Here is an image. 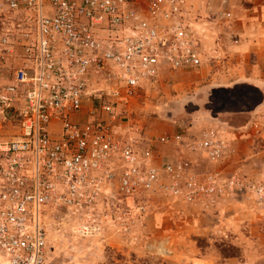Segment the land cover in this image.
<instances>
[{
	"label": "built area",
	"instance_id": "built-area-1",
	"mask_svg": "<svg viewBox=\"0 0 264 264\" xmlns=\"http://www.w3.org/2000/svg\"><path fill=\"white\" fill-rule=\"evenodd\" d=\"M205 16L191 0H0V264H49L58 208L111 203L134 225L161 204L208 211L245 191L238 173L195 169L234 155L215 129L152 142L131 121L165 72L202 66L209 40L239 44L232 12ZM155 145L177 153L160 161Z\"/></svg>",
	"mask_w": 264,
	"mask_h": 264
},
{
	"label": "rangeland",
	"instance_id": "rangeland-1",
	"mask_svg": "<svg viewBox=\"0 0 264 264\" xmlns=\"http://www.w3.org/2000/svg\"><path fill=\"white\" fill-rule=\"evenodd\" d=\"M257 1L191 0L205 18L232 12L239 44L221 36L220 52L206 53L202 66L183 79L167 74L146 90L131 116L140 136L152 142L162 134L184 132L189 139L215 129L235 153L219 164L200 158L195 169L224 177L238 173L245 191L208 211L168 203L134 225L111 203H98L91 217L58 208L48 217L49 264H264V198L248 189L252 183L264 186V94L244 83L247 71L264 76V54L250 49L245 58V32H239L245 8ZM203 119L207 124L197 128Z\"/></svg>",
	"mask_w": 264,
	"mask_h": 264
},
{
	"label": "crops",
	"instance_id": "crops-1",
	"mask_svg": "<svg viewBox=\"0 0 264 264\" xmlns=\"http://www.w3.org/2000/svg\"><path fill=\"white\" fill-rule=\"evenodd\" d=\"M234 23L236 24V22H234ZM239 30H240L239 32L242 34H243V32H245V58H246V51L250 50V49H251V51H254L256 54H258V56H259V54H262L261 56H263V54H264V0H259V2L257 1L256 4H254L252 7L245 8V21H243ZM250 34H253L252 39H250V36H249ZM260 36H263L262 39L260 38ZM221 42L222 43L217 44L218 46L212 45V40H211V42L207 43L206 46L209 45V47L205 46L207 53H209L210 55H212L214 57L215 56L214 54H217V51L220 52V50H222L220 45H222V47H223V45H225V44H223L222 39H221ZM216 57H218V56H216ZM256 61L259 62L260 61L259 58L256 59ZM186 71H189V70L176 71V73H175L176 75L175 76L172 75V76H173V78L174 77L175 78L181 77V79H183L184 76H187ZM164 74L162 75V79L165 78L164 79V81H165L166 79H168L167 74H172V72H165ZM187 79L189 80V78H187ZM187 79H186V84L187 83L190 84V82ZM244 83H245V86L247 88L258 93L259 96L261 93L264 94V76L260 75L259 73H257V72L249 73V71L245 72V82ZM192 84H196V83H192ZM187 89L191 90L190 88H187ZM195 89H196V87H193L192 90H195ZM207 122H206V120L203 119V122H201V123L199 122L200 124L197 125L196 127L202 128V126L207 124ZM211 123H213V122H211ZM159 136H161V135H159ZM159 136H156L155 139ZM198 136H199V134H198ZM191 137H192V135H191ZM221 138L228 140L225 137H221ZM155 150L157 151L156 153L158 154L160 161H164L165 159L168 160L169 158H173L174 154L177 153L176 151L174 152L173 148L162 147L159 145H155ZM165 210H166V206L161 204L160 206L155 207L153 209L152 213L161 212V211H165Z\"/></svg>",
	"mask_w": 264,
	"mask_h": 264
}]
</instances>
